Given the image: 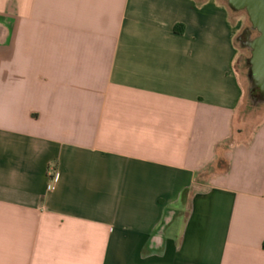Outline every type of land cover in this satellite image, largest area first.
<instances>
[{"label":"crops","instance_id":"0c3cea01","mask_svg":"<svg viewBox=\"0 0 264 264\" xmlns=\"http://www.w3.org/2000/svg\"><path fill=\"white\" fill-rule=\"evenodd\" d=\"M231 13L0 0V264H264Z\"/></svg>","mask_w":264,"mask_h":264},{"label":"rangeland","instance_id":"374dc122","mask_svg":"<svg viewBox=\"0 0 264 264\" xmlns=\"http://www.w3.org/2000/svg\"><path fill=\"white\" fill-rule=\"evenodd\" d=\"M226 4H228L227 1L223 0ZM230 8L232 10L231 18L233 26H240V31L237 37V46L240 50L239 58L236 62V68L240 73V76L243 77L247 84H248V94H247V100H246V106L245 108L241 109V118L248 119V122L251 127H254L257 123L262 121L264 119V97L261 99H258L251 95V57L252 52L251 49L247 46H244L240 41V36L244 33V30L246 27H251V21L249 19V16L245 10L236 9L232 5H230ZM255 35V33H254Z\"/></svg>","mask_w":264,"mask_h":264},{"label":"water","instance_id":"95a60500","mask_svg":"<svg viewBox=\"0 0 264 264\" xmlns=\"http://www.w3.org/2000/svg\"><path fill=\"white\" fill-rule=\"evenodd\" d=\"M236 9L245 10L254 28L260 36L256 39L257 47L253 56V69L264 82V0H229Z\"/></svg>","mask_w":264,"mask_h":264},{"label":"flooded vegetation","instance_id":"af4514ba","mask_svg":"<svg viewBox=\"0 0 264 264\" xmlns=\"http://www.w3.org/2000/svg\"><path fill=\"white\" fill-rule=\"evenodd\" d=\"M230 5H233L232 3L229 2V0H226ZM234 7V6H233ZM255 33V35H254ZM260 36V33L256 28H254L253 24L251 23V27H246L244 30V33L240 36V41L244 46H247L251 49L252 52V57H251V73H252V78H251V83L252 86L250 88L251 90V95L254 97L261 99L264 97V82L257 77L255 74V71L253 69V56H254V51L257 47L256 44V39Z\"/></svg>","mask_w":264,"mask_h":264},{"label":"built area","instance_id":"2783aa9c","mask_svg":"<svg viewBox=\"0 0 264 264\" xmlns=\"http://www.w3.org/2000/svg\"><path fill=\"white\" fill-rule=\"evenodd\" d=\"M54 171H55L54 167L51 166L50 169H49V176H50V178H53L54 177V175H55ZM48 187L50 189L51 188V185H49Z\"/></svg>","mask_w":264,"mask_h":264}]
</instances>
